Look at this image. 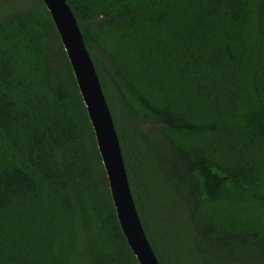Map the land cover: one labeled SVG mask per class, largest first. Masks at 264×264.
I'll use <instances>...</instances> for the list:
<instances>
[{
	"label": "trees",
	"instance_id": "obj_1",
	"mask_svg": "<svg viewBox=\"0 0 264 264\" xmlns=\"http://www.w3.org/2000/svg\"><path fill=\"white\" fill-rule=\"evenodd\" d=\"M160 264H264V0H67ZM0 264H140L44 0H0Z\"/></svg>",
	"mask_w": 264,
	"mask_h": 264
},
{
	"label": "water",
	"instance_id": "obj_2",
	"mask_svg": "<svg viewBox=\"0 0 264 264\" xmlns=\"http://www.w3.org/2000/svg\"><path fill=\"white\" fill-rule=\"evenodd\" d=\"M44 2L56 24L87 107L122 230L140 264H160L143 227L112 111L77 18L67 0Z\"/></svg>",
	"mask_w": 264,
	"mask_h": 264
}]
</instances>
